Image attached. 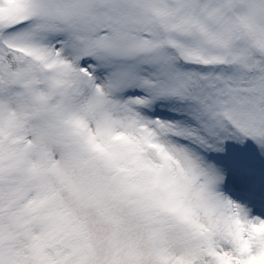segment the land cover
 Here are the masks:
<instances>
[{
  "label": "snow or ice",
  "instance_id": "6c2138e0",
  "mask_svg": "<svg viewBox=\"0 0 264 264\" xmlns=\"http://www.w3.org/2000/svg\"><path fill=\"white\" fill-rule=\"evenodd\" d=\"M0 264H264V0H0Z\"/></svg>",
  "mask_w": 264,
  "mask_h": 264
}]
</instances>
